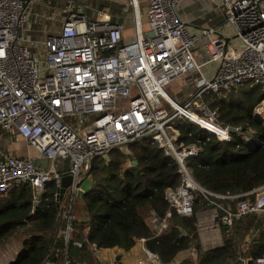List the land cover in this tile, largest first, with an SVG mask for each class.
<instances>
[{
	"label": "built area",
	"instance_id": "built-area-1",
	"mask_svg": "<svg viewBox=\"0 0 264 264\" xmlns=\"http://www.w3.org/2000/svg\"><path fill=\"white\" fill-rule=\"evenodd\" d=\"M84 1L71 3L77 11L48 14L47 0H0V128L24 139L40 160H48L45 168L36 160L0 151V194L29 184L38 204L49 184L59 189L62 179L72 175L74 182L63 198L69 196L70 204L90 178L86 174L97 158L148 137L176 160L182 180L176 190L166 192L167 214L160 218L153 213L156 236L168 229L173 211L192 216L201 196L213 209L214 228L222 226L228 232L238 219L264 213V185L224 196L200 186L188 162L202 149L183 142L178 129L188 121L220 142L242 135L245 142L256 138L249 128L245 132L241 126L220 125L217 111L204 97H227L245 84L264 90V0H222L228 32L211 28L201 34L181 18L184 0H148L146 30L139 0H128L125 16L117 19L106 10L90 16L91 7ZM127 13L135 20L131 40L124 36ZM201 48L208 56L206 63L196 56ZM209 64L213 67L206 70ZM188 76L194 77L195 90L180 105L167 89ZM255 114L264 121V102ZM67 165L69 171L62 172ZM72 221L65 201L61 233L66 241L73 232ZM210 230L199 226L198 233ZM146 252L160 264L156 254ZM97 259L98 264H124ZM253 263L264 264V257ZM44 264L71 263L65 258Z\"/></svg>",
	"mask_w": 264,
	"mask_h": 264
},
{
	"label": "trees",
	"instance_id": "trees-1",
	"mask_svg": "<svg viewBox=\"0 0 264 264\" xmlns=\"http://www.w3.org/2000/svg\"><path fill=\"white\" fill-rule=\"evenodd\" d=\"M204 100L217 111L220 125L241 126L245 132L249 128L256 138L245 142L242 135L220 142L195 124L181 123L178 129L182 141L202 149L188 162L194 180L223 196L241 195L263 186L264 121L255 114L264 102L263 88L245 84L227 97L207 94ZM68 171L67 165L62 172ZM90 179L91 189L80 197L85 213L76 210L74 200L70 204L60 200L54 184L47 186L38 204L29 184L15 185L7 194H0V245L16 236L24 239L22 249L9 264H44L65 258L71 264H98L95 250L129 252L140 239H146V249L162 264H171L180 253L193 248V240L198 237L197 214L209 206L203 196L195 201L192 216L183 217L173 211L168 229L159 236L146 220L151 212L160 218L167 214L170 207L166 192L176 190L182 182L176 160L166 156L151 138H140L114 149L105 159L97 158ZM215 200L226 205L225 200ZM65 201L73 216L68 241L58 233L63 229L61 209ZM256 217H249V225H254L252 218ZM244 255L253 262L264 257V232L253 239L245 254L238 251L232 236H224L223 247L202 254L198 264H242Z\"/></svg>",
	"mask_w": 264,
	"mask_h": 264
},
{
	"label": "crops",
	"instance_id": "crops-1",
	"mask_svg": "<svg viewBox=\"0 0 264 264\" xmlns=\"http://www.w3.org/2000/svg\"><path fill=\"white\" fill-rule=\"evenodd\" d=\"M82 1L83 0H47L48 8L46 9L45 6V11H47L48 14H56L57 12H63L73 8L71 3L78 5L77 2L80 4ZM127 1L128 0H85L84 3L91 7V9L87 11L90 16L94 13L96 14V11L98 10H106L117 19L125 16L124 11L127 8ZM139 4L140 11L144 12L142 24L143 29L146 30L148 28L146 13L148 0H139ZM73 9L77 11L78 7ZM180 16L185 22H187L192 32L196 34H201L204 30L211 28L217 29L222 33L228 32L222 6L221 3H219V0H184L180 11ZM125 27L124 36L127 40H131L135 35L136 30L134 15L132 13L126 14ZM196 56L201 63H206L208 59L204 48L198 49L196 51ZM212 67L213 64H209L205 69L209 70ZM178 81L174 82L167 89V94L169 90H173V94L171 93L168 95L178 104L183 105L187 99L190 98L194 90L192 93L190 92L186 98L179 100L178 97L181 96V93H179V88H182L183 86L182 84H179ZM0 151L13 156L29 158L32 160H40V156L36 150L24 139L6 132L1 128ZM151 215L153 216L152 212ZM198 215L199 214H197V217ZM261 215H264V213L256 214L257 217ZM250 216L238 219L235 226L229 232L227 231V228L222 226H217L215 228L213 226L211 230L205 235L202 232H199L197 239L193 240V248L187 252L180 253L175 261L171 264H198L202 254L223 247L224 236H232L235 243L237 244L238 251L245 254V252L249 249L253 239L257 238L261 233L264 232V224L259 225L258 227L257 222H255L254 225L248 224L249 220L251 219L249 218ZM199 226L200 221L198 220V228ZM194 248L195 252H193ZM146 250V242L139 240L137 245L129 252H122L119 249H103L97 251L95 250L94 254L97 261V258L99 257L108 261H121L124 264H156L154 259L149 258ZM244 257L245 258H241L242 264H244L245 260L247 262L252 260L248 259L246 255H244ZM160 264H162L161 260Z\"/></svg>",
	"mask_w": 264,
	"mask_h": 264
},
{
	"label": "rangeland",
	"instance_id": "rangeland-1",
	"mask_svg": "<svg viewBox=\"0 0 264 264\" xmlns=\"http://www.w3.org/2000/svg\"><path fill=\"white\" fill-rule=\"evenodd\" d=\"M143 15H144V12L141 11V22L142 23H143V20H142ZM227 29H228V26H227ZM193 78H194L193 76H188L187 78H184V79H181V81L180 80L178 81V83L182 84V86H183L182 88H179V93H181L180 94L181 96L178 97L179 100L186 98L190 92L192 93L193 90H195ZM171 93L173 94V90H169L168 94H171ZM66 200L67 201L69 200V196H67ZM74 202H75L76 210L80 211L81 213L82 212L85 213L84 201L81 200L80 197H75ZM198 214H199L198 220L200 221V226H203V227L206 226L208 229H210L215 225V223L213 222V209H212V207L205 206V208L201 209ZM146 220H147L148 224H150L152 226L153 216L148 215L146 217ZM252 220H254V224H255V222H257V227H258L259 225L264 224V215L256 217ZM249 222H248V224H249ZM62 230L63 229L61 228L60 231L58 232L59 235H62V233H61ZM23 240L24 239L22 236H16L15 238H13L8 243H6L4 245H0V264H9L10 262H12L14 260L17 253L22 249Z\"/></svg>",
	"mask_w": 264,
	"mask_h": 264
},
{
	"label": "water",
	"instance_id": "water-1",
	"mask_svg": "<svg viewBox=\"0 0 264 264\" xmlns=\"http://www.w3.org/2000/svg\"><path fill=\"white\" fill-rule=\"evenodd\" d=\"M222 0H219V3H221ZM37 165L39 166H44L45 168L48 165V160L47 159H42V160H36ZM136 163V162H135ZM91 170L86 174L87 177L90 176ZM74 182V177L72 175L65 176L62 179L61 187L58 189V198L62 200L67 193L68 189L71 187V185ZM93 185V181L88 178L84 181V183L81 185L80 189L77 191V197H81L84 195L86 192H88ZM199 200V198H197ZM182 234L185 235V232L182 231ZM119 259V258H118ZM248 264H253L252 260L248 261Z\"/></svg>",
	"mask_w": 264,
	"mask_h": 264
}]
</instances>
